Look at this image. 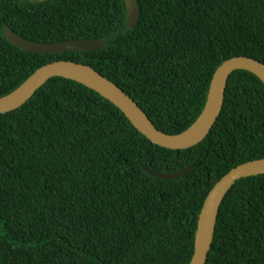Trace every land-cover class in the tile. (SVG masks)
I'll use <instances>...</instances> for the list:
<instances>
[{
	"label": "trees",
	"instance_id": "obj_1",
	"mask_svg": "<svg viewBox=\"0 0 264 264\" xmlns=\"http://www.w3.org/2000/svg\"><path fill=\"white\" fill-rule=\"evenodd\" d=\"M138 2L132 30L125 0H0V98L39 68L73 61L119 85L160 131L176 135L203 112L225 61L264 63V0ZM6 29L37 43L98 39L105 47L31 53ZM260 159L264 84L248 71L230 76L214 128L185 150L152 143L98 93L54 77L0 114V264H189L210 191ZM191 165L174 180L144 170ZM206 264H264V174L226 195Z\"/></svg>",
	"mask_w": 264,
	"mask_h": 264
},
{
	"label": "water",
	"instance_id": "obj_2",
	"mask_svg": "<svg viewBox=\"0 0 264 264\" xmlns=\"http://www.w3.org/2000/svg\"><path fill=\"white\" fill-rule=\"evenodd\" d=\"M30 1L43 3L50 0ZM125 2L128 25L132 30H135L140 20L139 2L138 0H125ZM4 36L13 45L27 52L39 54L93 52L103 50L105 47V42L98 39H75L56 43H37L22 38L10 29L5 30ZM237 70H244L254 74L264 84V63L245 56L234 57L225 61L218 67L213 76L203 112L190 128L176 135L160 131L140 105L119 85L109 80L94 68L73 61H56L39 68L15 91L0 98V114L22 107L50 79L62 77L88 87L111 102L152 143L167 149L185 150L203 142L214 128L223 110L229 78ZM194 165L172 174L159 173L147 166H144V170L156 179L174 180L187 174ZM262 174H264V159L254 160L232 169L217 182L208 194L199 215L198 227L195 234V251L189 264L207 263L214 242L220 208L228 192L239 180Z\"/></svg>",
	"mask_w": 264,
	"mask_h": 264
}]
</instances>
